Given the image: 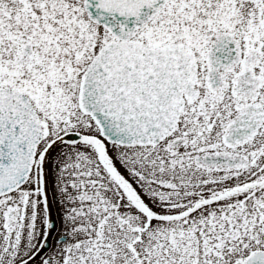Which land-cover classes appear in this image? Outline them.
<instances>
[{"label":"snow or ice","instance_id":"obj_1","mask_svg":"<svg viewBox=\"0 0 264 264\" xmlns=\"http://www.w3.org/2000/svg\"><path fill=\"white\" fill-rule=\"evenodd\" d=\"M0 264H264V0H0Z\"/></svg>","mask_w":264,"mask_h":264}]
</instances>
